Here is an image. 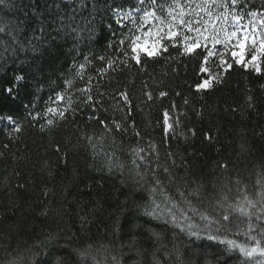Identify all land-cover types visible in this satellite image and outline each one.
Here are the masks:
<instances>
[{
  "label": "trees",
  "instance_id": "1",
  "mask_svg": "<svg viewBox=\"0 0 264 264\" xmlns=\"http://www.w3.org/2000/svg\"><path fill=\"white\" fill-rule=\"evenodd\" d=\"M169 2L159 0L165 6ZM133 6L151 10V0L143 5L139 0L0 4V27H5L0 33V117H5L0 119V264H34L58 256L66 264H77V249L89 250L101 264H113L112 256L121 264H153L154 256L163 264H224L226 259L236 264L234 258L219 256L222 245L195 240L171 227L162 229L160 222L145 216L151 184H137L134 171L128 169L133 149L143 147L152 169L177 200L180 189L198 203L190 195L198 185L206 203L210 195L234 200L237 188L245 186L254 197L257 180L264 183V63L260 73L233 64L213 90L197 93L201 57L183 55L182 47L164 41L168 52L144 59L143 67L129 61L100 74L98 70L106 67L100 56L125 59L118 41L134 30L117 19L114 9L120 7L122 14L135 11ZM238 11L264 13V0H239ZM73 14L78 31L57 35L53 29L59 18ZM249 19L245 15L243 22ZM41 25L47 29L43 35L38 31ZM81 63H87L84 80L75 76ZM15 75L26 76V87L10 96L5 89L16 86ZM88 77L94 85L92 104L82 102L76 92ZM68 79L73 81L70 94L76 111L69 110L66 119L51 127L46 118L34 120V115L55 106L53 98L67 88ZM120 91L128 92L130 111ZM149 91L151 101L145 96ZM160 91L168 96L160 98ZM165 109L181 117L175 135L163 130ZM9 116L21 127L19 133L13 131L16 125ZM113 120L127 131L106 132L100 121L111 127ZM88 137L97 145L95 151ZM104 153L114 154L124 169L109 172ZM164 167L174 183H169ZM153 231L162 232V239L157 240ZM50 236L55 239L45 245ZM84 264L93 262L89 258Z\"/></svg>",
  "mask_w": 264,
  "mask_h": 264
},
{
  "label": "snow or ice",
  "instance_id": "2",
  "mask_svg": "<svg viewBox=\"0 0 264 264\" xmlns=\"http://www.w3.org/2000/svg\"><path fill=\"white\" fill-rule=\"evenodd\" d=\"M139 3L143 5L145 0H139ZM0 4H5V0H0ZM238 6L239 0H170L167 6L160 4L159 0H151V10H143L142 16L133 17L131 13L125 12L124 17H128L136 29L127 39L122 38L118 41V44L122 46L121 52L125 59L119 61L118 58L100 56L99 59L105 61L106 67L98 71L100 74H106L109 69L115 71L117 63L128 65L129 61L143 67L144 59H154L168 52V46L164 43L167 41L173 46L182 47L183 55L201 57L198 68L201 75L195 84L197 93L213 90L222 82L223 74L233 68V64L243 68L250 67L260 73L261 64L264 63V13L251 11L245 14L238 11ZM133 7L136 12L141 11L140 8ZM158 9L160 10L159 15L157 14ZM121 11L120 7L114 9L117 16L121 15ZM245 15L250 17L247 24L243 23ZM75 20V14L67 18L60 17L53 31L57 35L67 34L69 30L75 33L78 31L77 27L73 26ZM87 23L91 24L92 21L89 20ZM38 31L43 35L47 29L41 25ZM4 32L5 27H0V33ZM12 39L20 45V51L26 50L24 44L16 36H12ZM36 47L37 45L33 44L31 50L35 51ZM86 66L87 63L79 64L75 76L84 80ZM91 80L92 78L88 77L85 86L76 89V92L84 98L82 102L86 104L94 102L92 96L94 85ZM25 81V75H15L13 82L16 86H10L5 90L10 96H18L20 90L26 87ZM65 84L67 88L57 92L53 98L55 106H48L45 112L37 113L33 116L34 120L46 118V125L51 127L58 120L66 119V113L69 110L73 113L76 111L73 107V96L70 94L74 87L73 81L68 79ZM119 95L130 111L131 100L128 92L120 91ZM158 95L163 98L168 96V93L160 91ZM145 96L149 101L153 99L150 91L145 92ZM184 103H189L187 98ZM60 104L66 107H60ZM162 116L164 132L170 136L175 135L178 126L182 123L181 117L170 115L167 109L163 111ZM0 119H5V117H0ZM7 119L16 125L13 131L19 133L21 127L11 116ZM100 123L106 132H112L113 129L127 131L126 128H122L121 123L115 120L111 122V127L105 121H100ZM44 126L41 125V128L43 129ZM132 127L135 130L134 123ZM189 131L195 135V130L189 129ZM179 134L184 135V132L180 131ZM135 135L139 136L140 133L137 131ZM87 139L95 151L97 145L93 142V138L88 137ZM209 139H211L210 136ZM151 150L152 146L149 145V151ZM56 151H60L58 146ZM144 153L143 147L133 149L131 167L128 171L130 173L134 171L137 184L144 182L151 184L149 202L143 207L145 216L160 222L162 229L171 227L195 240H207L222 245L223 248L218 252L219 256L234 258L236 264H264V183L257 180L258 189L254 197L247 193L245 186L243 190L237 188L238 196L234 200H229V197L224 195L218 200H210L206 203L205 199L201 198L202 186L198 185L190 193L198 203H193V200L185 196L184 191L180 189H177V192L181 199L177 200L165 187L156 170L152 169L151 158ZM104 156V163L109 172L114 168L124 169L125 165L119 159H113L114 154L104 153ZM156 156H159L158 152ZM221 167L226 168L227 165L222 164ZM163 171L169 173L167 167H164ZM148 172H151L150 179ZM174 182L175 178L169 173V183ZM236 183L239 184L240 181L237 180ZM152 235L157 240L162 239V232L153 231ZM54 239L55 237L52 236L46 238L45 245ZM76 252L78 253L77 264H84L89 258L93 264H101L89 250L77 249ZM67 255L71 256L72 252L69 251ZM164 255L167 256L168 253L165 252ZM111 260L113 264H121L116 256H112ZM10 264H17V261H11ZM34 264H66V261L63 256H58L51 261L35 262L34 260ZM153 264H163V262L154 256ZM224 264H228L227 259Z\"/></svg>",
  "mask_w": 264,
  "mask_h": 264
},
{
  "label": "rangeland",
  "instance_id": "3",
  "mask_svg": "<svg viewBox=\"0 0 264 264\" xmlns=\"http://www.w3.org/2000/svg\"><path fill=\"white\" fill-rule=\"evenodd\" d=\"M143 10H145V9H141V11L138 13V12H136V11H132V12H129V13H131V15L133 16V17H138V16H142L143 15ZM121 17H124V13H122L120 16H117V19L120 21V22H124V23H126V24H128L129 26H131V28H133V30H134V32H135V26L131 23V21H130V19L128 18V17H124L123 19H121ZM243 23H245V24H247L248 22H243ZM234 174V173H233ZM214 194H216L217 195V193H214ZM218 198L219 197H215V196H211L210 195V200H218Z\"/></svg>",
  "mask_w": 264,
  "mask_h": 264
}]
</instances>
